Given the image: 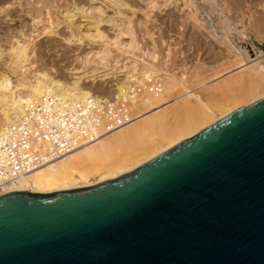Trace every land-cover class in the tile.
<instances>
[{
    "label": "water",
    "instance_id": "water-1",
    "mask_svg": "<svg viewBox=\"0 0 264 264\" xmlns=\"http://www.w3.org/2000/svg\"><path fill=\"white\" fill-rule=\"evenodd\" d=\"M0 264H264V96L121 175L0 194Z\"/></svg>",
    "mask_w": 264,
    "mask_h": 264
},
{
    "label": "bare ground",
    "instance_id": "bare-ground-1",
    "mask_svg": "<svg viewBox=\"0 0 264 264\" xmlns=\"http://www.w3.org/2000/svg\"><path fill=\"white\" fill-rule=\"evenodd\" d=\"M89 1L87 6L73 2L71 9H65L66 36L59 33L61 21L48 18V24L39 29L38 24L45 20L41 13V5L45 0H29L26 5L21 0L18 1L21 11L25 16L29 15L27 17H30L31 22H23V19L15 32L6 30L5 34H0V138L11 126L33 118V110L47 102L49 97L53 99L55 107H61L62 103L82 107L88 98L100 102L110 97L117 100L126 97L129 101L127 107L131 116L130 122L93 142L79 145L68 154L52 158L27 174H14L1 161L0 156V194L19 190L42 193L84 187L121 175L227 114L264 96V64L261 60L252 62L246 51H240L237 43L225 35L237 32L242 37L243 30H236L225 15L226 10L233 8L224 7L219 0H200V3L208 4L211 1L214 4L212 7L224 14L221 28H224L222 31L225 34L222 36L229 39V51L238 60L235 67L214 76L212 82L217 83V80L230 76L233 72H245L250 88L241 93V85L238 86L241 88L240 93L235 88L239 94L229 93L232 87L229 90L224 87L226 83H223V88L221 85L212 87L214 93H210V97H204L186 85L175 73L176 70L172 72L173 69L171 71L165 67L167 63L160 64L156 41L148 29L145 28L142 35L147 36L150 42L146 43L145 38H142L144 44L139 42L140 36L137 35L134 23L135 7L125 0H108V5H95L96 0ZM141 1L143 7L138 6V12H143L146 22L152 18L150 14L152 16L155 10L161 11L177 4V10L185 7L192 10L198 5L196 0H181V6L178 0ZM15 3L13 0H0V16L11 15ZM262 6L264 9V5ZM107 9H111L113 14H107ZM191 13L195 14L194 11ZM80 19L86 23L80 24ZM103 26L112 29L111 34L102 29ZM47 36L60 38L70 45L88 44L89 47L84 53H74V63L65 68L62 74L53 66H27L26 61L38 57V51L33 46ZM262 57L263 54L258 58ZM234 80L235 84L236 81H243L239 78Z\"/></svg>",
    "mask_w": 264,
    "mask_h": 264
},
{
    "label": "rangeland",
    "instance_id": "rangeland-1",
    "mask_svg": "<svg viewBox=\"0 0 264 264\" xmlns=\"http://www.w3.org/2000/svg\"><path fill=\"white\" fill-rule=\"evenodd\" d=\"M13 1H16V3H15V8L10 13L11 15H1L0 16V34L2 35L5 34L6 30H10V31L14 30L15 32L16 29L19 28L20 24H22L23 19H24L23 22H26V23L31 22L30 21L31 19H29L30 17H27L29 15L25 16L23 11H21L22 7L19 6V4H17L19 0H13ZM21 1L26 5L29 0H21ZM45 1L46 2L41 5V13L44 16L45 20H43L42 23L38 24L39 29H41L45 24H48L47 23L48 18L49 20H53V21H61L60 23L61 26L59 25L60 27L59 33H61L63 36L64 35L66 36L67 34L65 31L66 27L64 25L65 24L64 14L66 10L71 9V7H73L72 5L73 2H76L80 6L82 5L87 6L90 3L89 0H74V1L73 0H45ZM125 1L131 4V6L136 8V11L134 13V21L136 22L134 23H135V29L137 30V35L139 34L140 36L139 42L143 44L145 43L144 40L146 41V43L150 42L147 36L142 35L144 33L145 28L148 29V31L152 33V35L154 36V40L156 41L157 50H158L157 51L158 59H159L160 64L165 63L166 65L167 63V66L165 67H167L168 70L170 69L172 71L173 69L172 72H174V70L178 71V72L175 71L178 77L184 80L186 85L194 89V91H197L198 94H202V96L204 97L205 96L210 97L209 94L214 93V91L212 90V87L218 86V85H221L220 87H222L223 83H226V86L224 87H226L229 90L231 89L230 87H232V90L230 91L227 90L229 93H234V92L238 93V91L240 93L241 88H242L241 93L248 91V89L250 88L249 87L250 85L247 82L248 76L245 74V72H241L242 74L240 72H237V73L233 72L230 74V76H225V78L223 77L221 80H217L218 81L217 83H215L216 81L212 82L213 81L212 79L214 76L216 75L218 76L222 72L224 73V71H227L228 69H232L235 63L237 62L238 58L233 57L232 56L233 52L229 51L230 50L229 39H225L222 36L225 34V32L222 31V29L224 28H221L224 24L222 23V20H221L224 18V14H222L220 10H217V8L212 7V5L214 4L210 3L211 1L208 2V4H204L206 2L200 3L201 2L200 0H196V1L194 0L199 6L202 7L200 9V7L197 5V7L195 8H198L199 10L198 11L195 8L191 10L190 8H186V7L184 9L177 10L179 9V8H176L178 7L177 2H179L180 6L182 3L181 0H178L176 2L177 4L176 6L172 5L164 10H161L162 12L159 10H155L156 12L155 13L153 11L152 16L150 14V17L152 18L148 19V22L145 21L146 18L143 12L142 11L138 12L139 11L138 6L139 8L143 7V2L141 0H125ZM219 2L221 5L224 4V7L226 8L228 7L233 8L232 10H229V11L226 10L227 14L225 13V15L229 18V20L232 21V24L236 28V30L238 29L239 31L243 30L242 37L236 34L237 32H233L231 34L227 33L225 35H227L228 37H231L230 39L234 43L235 42L237 43V45L240 48V51H246L245 52L246 55L250 59H252V62L261 60L262 63L264 64V9L262 6L264 5L263 3L264 0H225V1L219 0ZM94 3L95 5H101V4L108 5L110 2L108 0H96L94 1ZM209 5L211 8L208 7ZM194 9L198 12H196ZM192 11H194L195 13L194 15L193 13H191ZM22 13H23V17H22ZM107 14L112 15L113 14L112 10L107 9ZM151 19L153 21H151ZM80 20L82 21L80 22ZM80 20H79L80 24L83 25L86 23L83 19H80ZM215 20H216V23H215ZM210 21L213 24H210L211 23ZM235 21L236 22L238 21L237 24ZM136 23H137V26H136ZM204 24H207V25H204ZM242 24H245V25H242ZM207 26L208 27L211 26V28L210 27L208 28ZM102 29H104L105 31L108 30L107 31L108 34L109 33L111 34L112 32V29H110L108 26H103ZM219 35L222 37H220ZM142 38L143 39L145 38V39L143 40ZM146 46H148V44H146ZM33 47L35 48L36 51H38L37 52L38 57L30 58L28 61H26L27 66H31L33 64H35L36 66H40V67H43V65L44 67L53 66L54 68H56V70L59 73L62 74L65 68H68L74 63L75 55L73 54L76 52H79V54L84 53L85 51H87V48L89 47V45L88 44H85V46L84 45H70L64 42V40L60 38L47 36V37L42 38L40 41H38ZM261 54H263V57L258 58L259 55ZM239 57H241V55ZM242 76L245 78H242ZM237 78L241 80L243 79V81H240L241 84L238 83L239 81H236V84H235L234 79L237 80ZM161 82L164 83L163 81ZM202 82L206 84L205 86L201 85L202 86L201 87L200 84H203ZM245 82L246 84H244ZM109 83L112 84L111 82ZM237 83L239 85H237ZM110 84L108 85L110 86ZM235 85H237V87ZM238 86H241V88H238ZM262 87H264V83ZM235 88L239 90L236 92ZM244 88H246L247 90H245ZM243 95H246V94H243Z\"/></svg>",
    "mask_w": 264,
    "mask_h": 264
},
{
    "label": "built area",
    "instance_id": "built-area-1",
    "mask_svg": "<svg viewBox=\"0 0 264 264\" xmlns=\"http://www.w3.org/2000/svg\"><path fill=\"white\" fill-rule=\"evenodd\" d=\"M128 102L126 97L100 102L88 98L82 107L64 103L55 107L49 97L33 110V118L11 126L0 138L1 161L14 174L30 173L54 157L126 125L131 119Z\"/></svg>",
    "mask_w": 264,
    "mask_h": 264
}]
</instances>
